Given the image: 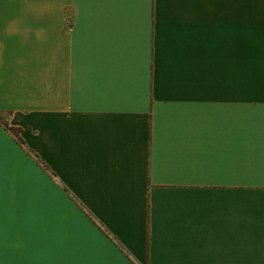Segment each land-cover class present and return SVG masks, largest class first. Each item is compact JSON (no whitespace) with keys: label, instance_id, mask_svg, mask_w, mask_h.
<instances>
[{"label":"crops","instance_id":"1","mask_svg":"<svg viewBox=\"0 0 264 264\" xmlns=\"http://www.w3.org/2000/svg\"><path fill=\"white\" fill-rule=\"evenodd\" d=\"M0 158V264H264V0H0Z\"/></svg>","mask_w":264,"mask_h":264},{"label":"snow or ice","instance_id":"2","mask_svg":"<svg viewBox=\"0 0 264 264\" xmlns=\"http://www.w3.org/2000/svg\"><path fill=\"white\" fill-rule=\"evenodd\" d=\"M3 177V160L0 158V180H2ZM2 243V241H0Z\"/></svg>","mask_w":264,"mask_h":264},{"label":"trees","instance_id":"3","mask_svg":"<svg viewBox=\"0 0 264 264\" xmlns=\"http://www.w3.org/2000/svg\"><path fill=\"white\" fill-rule=\"evenodd\" d=\"M8 129H9L14 135L18 136L16 130H14V129H12V128H8Z\"/></svg>","mask_w":264,"mask_h":264}]
</instances>
